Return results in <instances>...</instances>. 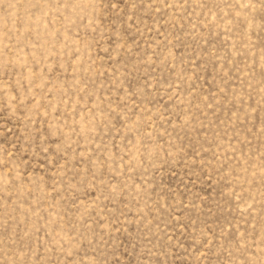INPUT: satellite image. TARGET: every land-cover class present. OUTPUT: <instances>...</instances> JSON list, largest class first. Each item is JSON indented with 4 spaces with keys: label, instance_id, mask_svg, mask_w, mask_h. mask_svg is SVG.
Returning a JSON list of instances; mask_svg holds the SVG:
<instances>
[{
    "label": "rangeland",
    "instance_id": "1",
    "mask_svg": "<svg viewBox=\"0 0 264 264\" xmlns=\"http://www.w3.org/2000/svg\"><path fill=\"white\" fill-rule=\"evenodd\" d=\"M0 264H264V0H0Z\"/></svg>",
    "mask_w": 264,
    "mask_h": 264
}]
</instances>
